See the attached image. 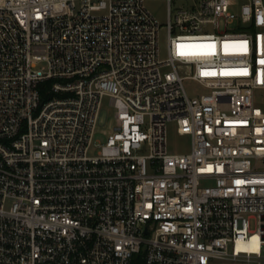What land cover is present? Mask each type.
<instances>
[{
	"label": "built area",
	"instance_id": "built-area-1",
	"mask_svg": "<svg viewBox=\"0 0 264 264\" xmlns=\"http://www.w3.org/2000/svg\"><path fill=\"white\" fill-rule=\"evenodd\" d=\"M147 1L0 0V264H264V0Z\"/></svg>",
	"mask_w": 264,
	"mask_h": 264
},
{
	"label": "rangeland",
	"instance_id": "rangeland-1",
	"mask_svg": "<svg viewBox=\"0 0 264 264\" xmlns=\"http://www.w3.org/2000/svg\"><path fill=\"white\" fill-rule=\"evenodd\" d=\"M181 5V2H172V10H175ZM146 7L158 19L161 24L159 32V49L162 59L167 57V4L163 0H149L146 2ZM184 87L189 95L198 93L199 88L191 81H185ZM201 92V91H200ZM114 109L110 105L109 97H104L98 124V132L95 136V141L105 142L107 135L115 125L113 118ZM168 148L173 152H186L190 148V139L188 137H180L175 131L174 124H169L168 127ZM255 228V225H252Z\"/></svg>",
	"mask_w": 264,
	"mask_h": 264
},
{
	"label": "trees",
	"instance_id": "trees-1",
	"mask_svg": "<svg viewBox=\"0 0 264 264\" xmlns=\"http://www.w3.org/2000/svg\"><path fill=\"white\" fill-rule=\"evenodd\" d=\"M50 86H51V80L46 81L41 85L40 89H41L43 99L50 97V95L48 94ZM134 262H135L134 264H141V257L139 255L135 257Z\"/></svg>",
	"mask_w": 264,
	"mask_h": 264
},
{
	"label": "snow or ice",
	"instance_id": "snow-or-ice-1",
	"mask_svg": "<svg viewBox=\"0 0 264 264\" xmlns=\"http://www.w3.org/2000/svg\"><path fill=\"white\" fill-rule=\"evenodd\" d=\"M239 183V182H238Z\"/></svg>",
	"mask_w": 264,
	"mask_h": 264
}]
</instances>
